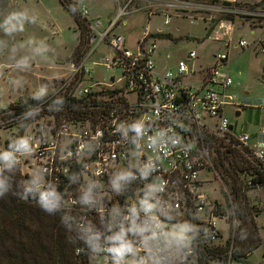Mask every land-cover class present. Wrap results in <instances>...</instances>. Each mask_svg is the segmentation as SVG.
<instances>
[{
    "label": "built area",
    "instance_id": "1",
    "mask_svg": "<svg viewBox=\"0 0 264 264\" xmlns=\"http://www.w3.org/2000/svg\"><path fill=\"white\" fill-rule=\"evenodd\" d=\"M71 2L87 26L85 47L70 55L67 69L45 78L38 95L0 108V173L19 170L42 193L40 204L71 216L88 235L90 264H201L218 245L227 250L211 264H239L233 212L201 191V174L216 171L218 152L241 153L264 181V126L252 143L226 115L236 105L228 48L264 55L263 0H167L168 8L195 12L191 23L212 13L226 28L216 37L226 51L192 50L176 69L158 63L161 33L146 29L131 48L117 31L134 0L118 3L105 22L91 19L87 4ZM245 27L252 43L234 41L233 32ZM97 66L121 76H98ZM220 219L233 232L225 241ZM165 223L188 225L189 236H175L177 245L168 248Z\"/></svg>",
    "mask_w": 264,
    "mask_h": 264
},
{
    "label": "rangeland",
    "instance_id": "2",
    "mask_svg": "<svg viewBox=\"0 0 264 264\" xmlns=\"http://www.w3.org/2000/svg\"><path fill=\"white\" fill-rule=\"evenodd\" d=\"M83 1L89 7L91 19L105 22L109 11L115 14L119 8L118 2L123 3L125 0ZM166 1L134 0L133 11L124 17L128 22L117 29L119 33L126 34L127 46L134 48L137 37L146 29L154 34L164 33L167 37L157 41V59L160 66L171 69H176L178 62L186 59L192 50L204 56L226 51L225 42L216 39L219 35H224L226 30L216 22L218 14H201L204 20L197 19L196 16L195 22L191 23L189 17L195 15V12L168 8ZM167 18H170L169 24L165 23ZM159 29L163 32H157ZM78 34L73 15L60 0H0V108H5L9 102L17 100L23 94L38 95L47 84L45 78L59 75L67 69L68 58L76 47ZM241 36L251 43L255 37L246 27L233 32L234 41ZM255 49L243 51L233 47L231 50L233 60L230 73L235 85L229 92L236 96L240 104L230 106L226 111L235 131L250 133L253 136L252 143L262 139L258 134L259 129L264 126V56L261 53L256 56ZM102 51L108 52V49L101 46L99 52ZM113 74L118 78L121 70L104 73L101 67H96L98 76L105 75L108 79ZM8 76L10 81H7ZM237 112H240L239 116L236 115ZM0 135L3 133L0 132ZM237 166L238 169H247L242 160L238 161ZM242 172L238 170L237 177L245 194L248 210L245 215H241L242 219L234 211L236 206L232 183L221 168L210 170L208 174L202 172L201 191L212 200L220 202L227 211L233 212L231 221L235 225L234 240L236 243L241 242V247L235 245L233 249L237 250L239 259L242 260L258 240L260 246L242 263L236 259L237 262L264 264V187L248 186L250 177L248 174H241ZM165 226L170 230L165 234L168 248L177 245L175 236L180 239L189 236V226L184 223H165ZM218 226L224 241L229 236L232 238L229 221L220 219Z\"/></svg>",
    "mask_w": 264,
    "mask_h": 264
},
{
    "label": "trees",
    "instance_id": "3",
    "mask_svg": "<svg viewBox=\"0 0 264 264\" xmlns=\"http://www.w3.org/2000/svg\"><path fill=\"white\" fill-rule=\"evenodd\" d=\"M60 2L73 15L77 24L79 34L72 55L79 57L85 47L87 26L77 12L76 3L71 0ZM157 36L160 39L167 37L164 33ZM215 160V168H221L223 173L228 174L232 183L236 206L234 211L240 216L245 215L248 210L237 171L253 177L247 182L251 187H264L262 177H257L241 153L218 152ZM239 160L245 163L247 169H238ZM41 198L42 193L36 191L19 170L0 173V264H90L88 235L74 228L71 216L65 211L40 204ZM224 212L229 211L224 209ZM233 242V248L235 245L241 247L240 241L236 243L233 238ZM259 246L256 239L242 260L237 250L233 249L235 261L240 260L242 263ZM77 249L82 250L81 254H76ZM225 250L227 248L221 245L214 246L208 250L209 257L201 264H211L210 260L214 256L217 260L223 258Z\"/></svg>",
    "mask_w": 264,
    "mask_h": 264
},
{
    "label": "crops",
    "instance_id": "4",
    "mask_svg": "<svg viewBox=\"0 0 264 264\" xmlns=\"http://www.w3.org/2000/svg\"><path fill=\"white\" fill-rule=\"evenodd\" d=\"M80 2H84L83 0H79ZM241 1H245V2H254V1H257V0H252V1H248V0H241ZM85 3V2H84ZM118 3H120V1L118 2ZM110 13V14H109ZM109 16L108 17H110L111 16V14H112V11H109ZM227 47V46H226ZM225 47V48H226ZM236 48V47H235ZM231 50H233V46H230L229 48H228V51H229V53H230V56H231ZM256 50V49H255ZM255 52V54H256V56H258V54H260L259 52H258V50L257 51H254ZM262 55V54H261ZM264 56V55H263ZM232 56H231V63H232ZM231 63H230V66H231ZM231 74V73H230ZM239 84V83H238ZM233 85H235V81H234V84ZM235 100H236V105L235 106H238L239 104H240V102L237 100V98H235ZM238 113H240V112H237L236 113V115L237 116H239L240 114H238Z\"/></svg>",
    "mask_w": 264,
    "mask_h": 264
},
{
    "label": "water",
    "instance_id": "5",
    "mask_svg": "<svg viewBox=\"0 0 264 264\" xmlns=\"http://www.w3.org/2000/svg\"><path fill=\"white\" fill-rule=\"evenodd\" d=\"M68 62H69V60H68ZM238 114H240V113H238Z\"/></svg>",
    "mask_w": 264,
    "mask_h": 264
}]
</instances>
